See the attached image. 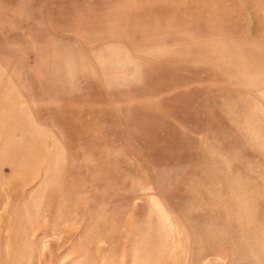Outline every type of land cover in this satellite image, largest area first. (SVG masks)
Masks as SVG:
<instances>
[{
  "label": "rangeland",
  "instance_id": "1",
  "mask_svg": "<svg viewBox=\"0 0 264 264\" xmlns=\"http://www.w3.org/2000/svg\"><path fill=\"white\" fill-rule=\"evenodd\" d=\"M0 264H264V0H0Z\"/></svg>",
  "mask_w": 264,
  "mask_h": 264
}]
</instances>
